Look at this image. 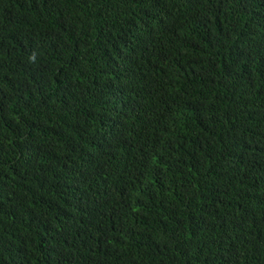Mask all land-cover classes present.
I'll return each mask as SVG.
<instances>
[{
  "label": "trees",
  "instance_id": "1",
  "mask_svg": "<svg viewBox=\"0 0 264 264\" xmlns=\"http://www.w3.org/2000/svg\"><path fill=\"white\" fill-rule=\"evenodd\" d=\"M0 264H264V0H0Z\"/></svg>",
  "mask_w": 264,
  "mask_h": 264
}]
</instances>
